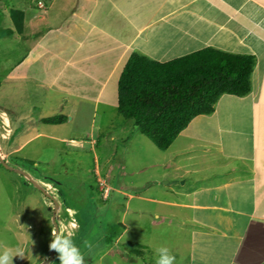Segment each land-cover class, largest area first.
<instances>
[{"label":"crops","instance_id":"0c3cea01","mask_svg":"<svg viewBox=\"0 0 264 264\" xmlns=\"http://www.w3.org/2000/svg\"><path fill=\"white\" fill-rule=\"evenodd\" d=\"M39 1L45 10L30 18V26L20 11L23 30L9 47L6 80L14 87L30 83L37 95L38 89L55 90L63 98L52 113L65 117L77 103L67 98L78 86L95 107L117 109L118 80L135 52L159 63L205 49L254 58L249 93L221 95L211 114L195 116L159 151L163 170L154 181L157 188L151 193L148 183L143 188L156 194L153 200L139 196L138 189L118 190L128 197L126 204L136 198L173 208L156 218H173L182 233L180 245L187 252L178 255L180 264H264V0ZM29 27L40 29L24 38ZM16 45L24 56L14 58ZM111 169L94 164L95 183L102 186L106 173V181L114 177ZM112 191L109 186L103 201ZM133 211L143 209L129 214Z\"/></svg>","mask_w":264,"mask_h":264},{"label":"rangeland","instance_id":"374dc122","mask_svg":"<svg viewBox=\"0 0 264 264\" xmlns=\"http://www.w3.org/2000/svg\"><path fill=\"white\" fill-rule=\"evenodd\" d=\"M8 4L25 12L29 26L45 8L39 0H0V160L25 174L8 170L0 162V250L9 248L13 255L16 249L23 251V259L14 257L13 264H60L58 254L49 250L52 233L58 229L73 231L72 224L76 223L72 239L83 253L85 264H156V249L161 246L168 247L175 264H180V255L187 252L185 245H180L182 233L173 218L168 217L166 222L156 218L173 208L136 198L126 204L128 197L118 190L138 189L135 192L139 196L153 200L156 194L145 193L143 188L147 183L150 186L145 190L150 193L157 188L154 181L163 170L159 158L163 154L136 132L133 122L120 116L114 105L95 107L85 101L79 95V86L74 89L75 96L67 98L68 103L78 100L70 105L64 123H41L39 118L57 115L52 112L63 96L43 89H38L37 95V88L30 83L20 82L14 87L7 82L9 47L14 44L15 33L20 35ZM39 29L29 27L23 37ZM13 47L14 58L24 54L17 45ZM60 106L67 110L66 104ZM38 132L43 135L33 138ZM62 138L66 141L60 142ZM94 164L102 170L111 165L114 177L106 181V173L100 177L102 186L96 184ZM109 186L113 191L108 201H103ZM138 208L143 209L141 214H129ZM183 235L186 239V229Z\"/></svg>","mask_w":264,"mask_h":264},{"label":"trees","instance_id":"16d2710c","mask_svg":"<svg viewBox=\"0 0 264 264\" xmlns=\"http://www.w3.org/2000/svg\"><path fill=\"white\" fill-rule=\"evenodd\" d=\"M9 10L21 34L24 15L13 8ZM253 65L252 56L230 55L212 49L167 63L132 53L118 80L117 113L132 121L136 131L156 148L166 151L190 120L214 111L221 95L249 93ZM38 120L47 125H59L66 117L57 114Z\"/></svg>","mask_w":264,"mask_h":264},{"label":"clouds","instance_id":"9594fccd","mask_svg":"<svg viewBox=\"0 0 264 264\" xmlns=\"http://www.w3.org/2000/svg\"><path fill=\"white\" fill-rule=\"evenodd\" d=\"M17 170V169H16ZM78 227L76 223L72 224L73 231L67 229H58L52 233L49 250L55 251L58 254L60 264H85L84 255L80 248L73 242L74 230ZM67 233V234H65ZM86 247L91 248L90 244L86 243ZM157 260L156 264H175V256L166 246H161L156 249ZM14 257L23 259L24 253L20 249H16L15 255L9 248L0 250V264H13ZM47 258H45L46 260Z\"/></svg>","mask_w":264,"mask_h":264},{"label":"water","instance_id":"95a60500","mask_svg":"<svg viewBox=\"0 0 264 264\" xmlns=\"http://www.w3.org/2000/svg\"><path fill=\"white\" fill-rule=\"evenodd\" d=\"M0 162H1V165L3 166V167H5L6 169H8V170H11L10 169V167H8V165H6L5 164V162L4 161H2V160H0ZM15 172H17V173H19V174H21V175H23L24 173H22V172H20V171H18V170H16ZM25 175V174H24ZM35 185V184H34ZM36 186V185H35ZM37 188H39L38 186H36ZM40 189V188H39ZM41 190V189H40Z\"/></svg>","mask_w":264,"mask_h":264},{"label":"built area","instance_id":"2783aa9c","mask_svg":"<svg viewBox=\"0 0 264 264\" xmlns=\"http://www.w3.org/2000/svg\"><path fill=\"white\" fill-rule=\"evenodd\" d=\"M38 6H41V7H43L41 2H38Z\"/></svg>","mask_w":264,"mask_h":264}]
</instances>
